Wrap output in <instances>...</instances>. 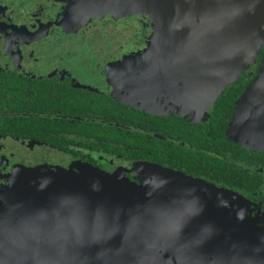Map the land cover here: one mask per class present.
<instances>
[{
	"label": "water",
	"instance_id": "1",
	"mask_svg": "<svg viewBox=\"0 0 264 264\" xmlns=\"http://www.w3.org/2000/svg\"><path fill=\"white\" fill-rule=\"evenodd\" d=\"M135 12L155 32L120 75L127 102L152 113L207 115L264 45V0H83L69 11L76 21ZM179 50L180 72L163 66ZM259 70L228 134L264 149V54ZM77 169L16 168L0 211V264H264V213L253 216L238 194L159 166L140 168L142 184Z\"/></svg>",
	"mask_w": 264,
	"mask_h": 264
},
{
	"label": "flooded vegetation",
	"instance_id": "2",
	"mask_svg": "<svg viewBox=\"0 0 264 264\" xmlns=\"http://www.w3.org/2000/svg\"><path fill=\"white\" fill-rule=\"evenodd\" d=\"M82 1L0 0V211L17 167L85 165L142 184L140 168L150 165L231 190L262 215L264 149L228 132L264 45L207 115L152 113L127 102L133 93L119 65L150 47L153 19L135 12L71 20ZM167 54L177 60L168 56L163 66L180 72V50Z\"/></svg>",
	"mask_w": 264,
	"mask_h": 264
},
{
	"label": "rangeland",
	"instance_id": "3",
	"mask_svg": "<svg viewBox=\"0 0 264 264\" xmlns=\"http://www.w3.org/2000/svg\"><path fill=\"white\" fill-rule=\"evenodd\" d=\"M15 170H16V169H15ZM15 170H14V171H15ZM13 173H14V172H13ZM13 173H12V174H13ZM11 176H12V175H11ZM203 182H204V181H203ZM209 184H210V183H209ZM211 185H212V186H215V187H219V186H216V185H213V184H211ZM219 188H223V187H219ZM223 189H225V188H223ZM227 190H228V189H227ZM229 191H231V190H229ZM231 192H233V191H231ZM233 193H235V192H233ZM239 196H240V195H239Z\"/></svg>",
	"mask_w": 264,
	"mask_h": 264
}]
</instances>
